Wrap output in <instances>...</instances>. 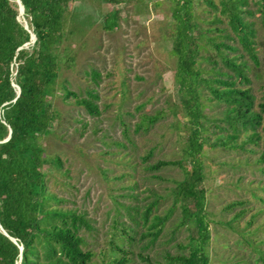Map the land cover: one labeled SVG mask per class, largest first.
<instances>
[{
    "label": "rangeland",
    "instance_id": "rangeland-1",
    "mask_svg": "<svg viewBox=\"0 0 264 264\" xmlns=\"http://www.w3.org/2000/svg\"><path fill=\"white\" fill-rule=\"evenodd\" d=\"M212 1L218 5L220 0ZM70 7L85 25L79 24L78 31L57 46L60 73L50 102L55 121L50 135L40 142L45 155L59 157L62 167L47 166L48 191L63 199V209H74L88 221L91 228L81 230L80 236L84 248L93 253L91 264H116L122 255L114 246L132 253L127 264H166L169 255H187L189 249L179 246H187L190 237L198 238L193 224L180 225L179 206L155 243L144 236L152 231L154 216L163 217L172 207L171 190L184 176L176 167L158 172L145 169L159 160L181 159L187 144L189 127L175 82L177 59L172 55V3L73 0ZM194 12L201 27L208 25L203 20L219 15L204 0L194 1ZM112 13L117 27L104 31V18ZM249 22L254 24L257 63L246 55L238 60L246 63L250 84L237 87L251 90L259 113L258 105L264 104V29L257 15ZM227 43L240 48L236 42ZM201 45V57L216 58L205 41ZM200 66L211 68L203 60ZM93 71L100 76L97 81L91 77ZM63 86L78 98L89 99V92H95L100 114L89 116L73 98L65 100ZM201 102L209 120L208 130L201 135L200 154L209 264H264V162L260 160L264 134L259 127V140L249 141L248 132L225 147L211 148L219 136H226L219 122L223 106L205 98ZM260 113L264 126V112ZM142 116L158 120L147 130H137ZM150 151L153 156L146 164L142 158ZM157 198H161L157 209L145 223V207Z\"/></svg>",
    "mask_w": 264,
    "mask_h": 264
},
{
    "label": "trees",
    "instance_id": "trees-1",
    "mask_svg": "<svg viewBox=\"0 0 264 264\" xmlns=\"http://www.w3.org/2000/svg\"><path fill=\"white\" fill-rule=\"evenodd\" d=\"M105 1L119 4L124 0ZM170 1L174 21L172 55L177 59L175 82L189 127L187 144L181 159L159 160L145 169L158 172L176 167L184 176L171 190L172 207L163 217L154 216L149 227L152 231L144 236L151 238V244L155 243L165 222L179 206L180 225L193 224L198 238L190 237L187 246H179L189 249L187 255H169L166 264H209L205 253L209 232L200 163L204 147L201 135L208 130L205 123L209 120L201 99L223 106L219 122L224 124L226 136H219L211 148L225 147L227 142L236 141L240 134L248 132L249 141L259 140V127L264 134L260 113L264 112V104L258 105L260 112H256L251 90L237 87L250 84L247 65L238 60L246 55L257 63L254 24L249 19L257 15L264 29V0H250L252 3L220 0L218 5L204 0L210 11L219 14H214L208 22L203 20L207 27H201L195 15V0ZM20 2L24 14L18 21L16 2L0 0V264H91L93 253L84 248L85 241L80 236L81 230L91 227L82 214L74 209H63V199L48 191L46 168L51 164L60 170L62 163L57 156L49 159L40 142L42 137L50 135L55 121L50 102L60 73L57 46L85 22L77 21L70 7L73 0ZM223 23L226 27L218 26ZM102 27L104 31H113L117 27L116 14L106 15ZM31 35L35 36L33 47H30ZM202 41L215 51L216 58L199 55L204 48ZM229 41L236 42L240 48L228 44ZM200 60L211 68H202ZM65 63L69 69L72 58H67ZM91 77L97 81L100 76L93 71ZM13 85L20 90L15 102L16 87ZM63 96L65 100L73 98L89 116L100 114L94 102L99 97L93 91L89 92V99L78 98L63 86ZM157 120L158 117L142 116L137 130L143 127L147 130ZM215 128L225 130L219 126ZM9 130L10 139L3 142ZM152 156L153 151H150L142 161L147 164ZM260 160L264 162V155ZM160 200L157 198L145 207L142 214L145 223ZM114 249L122 255L116 264H127L132 253L118 246Z\"/></svg>",
    "mask_w": 264,
    "mask_h": 264
},
{
    "label": "water",
    "instance_id": "water-1",
    "mask_svg": "<svg viewBox=\"0 0 264 264\" xmlns=\"http://www.w3.org/2000/svg\"><path fill=\"white\" fill-rule=\"evenodd\" d=\"M14 1H15L16 4L18 5V11H19V15H18L17 20H18V21H21V17H22L23 14H24V8H23V6H22L20 0H14ZM24 28L27 29V25H26V24H24ZM34 43H35V36H34V35H31V37H30V44H34ZM25 46H26V45H25ZM13 87H16V86L13 85ZM19 94H20V90H19L18 87H16V97H15V99L13 100V102L16 101V99L18 98ZM10 134H11V130H9V135H8V137H7L3 142H6V141H8V140L10 139ZM5 235H6V234H5ZM11 240L15 243V241H14L13 239H11ZM21 250H22V247H20V251H21Z\"/></svg>",
    "mask_w": 264,
    "mask_h": 264
}]
</instances>
